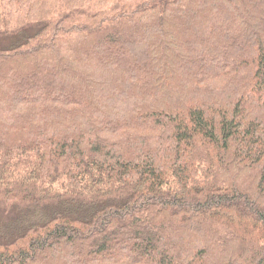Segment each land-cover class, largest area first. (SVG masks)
<instances>
[{
	"label": "trees",
	"instance_id": "1",
	"mask_svg": "<svg viewBox=\"0 0 264 264\" xmlns=\"http://www.w3.org/2000/svg\"><path fill=\"white\" fill-rule=\"evenodd\" d=\"M0 264H264V0H0Z\"/></svg>",
	"mask_w": 264,
	"mask_h": 264
}]
</instances>
